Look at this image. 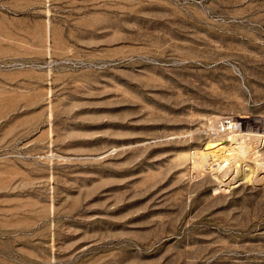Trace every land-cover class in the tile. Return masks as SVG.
Here are the masks:
<instances>
[{
  "label": "rangeland",
  "instance_id": "374dc122",
  "mask_svg": "<svg viewBox=\"0 0 264 264\" xmlns=\"http://www.w3.org/2000/svg\"><path fill=\"white\" fill-rule=\"evenodd\" d=\"M224 117L264 133V0H0V264H264Z\"/></svg>",
  "mask_w": 264,
  "mask_h": 264
},
{
  "label": "bare ground",
  "instance_id": "6f19581e",
  "mask_svg": "<svg viewBox=\"0 0 264 264\" xmlns=\"http://www.w3.org/2000/svg\"><path fill=\"white\" fill-rule=\"evenodd\" d=\"M220 119L219 128H214L217 129L219 135L225 134V137H221L222 140L215 144L208 142L204 147L195 150L192 153L195 167L199 171L205 172L207 169L211 171L224 170L233 162L237 168L242 164L249 165V162L262 166L264 159H259L258 153L255 151L259 147V143L263 142L264 133L245 132L242 128L237 127V119L232 117ZM244 177L248 178V174L243 173L241 178Z\"/></svg>",
  "mask_w": 264,
  "mask_h": 264
}]
</instances>
